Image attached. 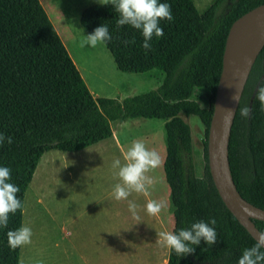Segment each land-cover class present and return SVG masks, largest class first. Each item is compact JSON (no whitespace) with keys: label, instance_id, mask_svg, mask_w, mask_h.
<instances>
[{"label":"trees","instance_id":"trees-1","mask_svg":"<svg viewBox=\"0 0 264 264\" xmlns=\"http://www.w3.org/2000/svg\"><path fill=\"white\" fill-rule=\"evenodd\" d=\"M160 2L170 4L173 20L160 22L164 35L153 36L150 51L141 47L139 30L130 26L117 30L118 13L110 3L94 4L81 12L80 25L88 34L103 24L108 26L111 40L104 46L120 72L163 75L155 90L119 100L92 95L39 0H0V133L13 139L0 146V167L10 168L9 182L20 188L17 198L24 207L26 190L44 153L77 152L108 140L112 124L120 120H160L172 232L211 219L216 220L217 232L215 244L201 240L192 254L178 257L169 250L167 264H237L243 250L255 241L214 187L207 136L229 28L264 0H213L202 13L193 0ZM224 5L225 12L218 16ZM261 85L264 47L244 87L228 146L238 192L264 209V112L256 100ZM245 105L251 109L246 119L239 115V107ZM181 114L197 117L205 128L201 178L194 174L191 130ZM254 224L264 232L263 221ZM22 225L23 208L9 215L7 228L0 227V264H19L21 247L11 250L6 233Z\"/></svg>","mask_w":264,"mask_h":264},{"label":"rangeland","instance_id":"rangeland-1","mask_svg":"<svg viewBox=\"0 0 264 264\" xmlns=\"http://www.w3.org/2000/svg\"><path fill=\"white\" fill-rule=\"evenodd\" d=\"M102 2H105V0H48V5L52 10L58 9V7L63 9L75 6V10L70 8L68 10L67 20L69 23L67 25L61 23L63 31L61 36L68 45L69 50L72 47L73 51L71 52L76 54L78 67L84 76L88 89L95 98L103 97L119 100L155 90L160 85L159 80L163 75H159L155 71L142 74L120 72L104 44H98L96 48L80 46L84 35H88L80 25L81 10ZM193 2L199 12H203L210 5L209 0H193ZM81 7L83 8L80 9ZM225 10L224 5L219 9L217 15H222ZM67 30L70 33H67ZM180 117L190 127L192 138L190 159L195 176L201 178L204 174L205 164L203 143L205 141V128L197 117H186L182 114ZM117 122L112 124L113 135L109 140L99 142L78 152L50 150L41 157L33 175V180L26 190L23 207V225L27 226L28 219L31 217L30 228L33 233L31 242H34V252H39L32 262L36 261L37 258L40 260V264H67V260L74 256V251L62 239L60 232L61 218L65 221V218H69L70 215L75 218V216H78L77 213H80V216L84 213V211L79 212L75 208H70L71 203H74L73 206L76 207L77 203L102 201L98 198L100 197L98 193L112 191L118 180L113 178L111 163L115 158H120L123 163V153L130 147L133 140H143L146 146L149 149H155L164 161L165 134L162 121L139 118ZM125 123L126 126L122 127L121 125ZM185 161L188 162L187 157ZM149 175L157 179L154 187L149 189V196L145 197L133 193L129 199L135 200L136 203L141 205L140 220H144L146 218L144 217L143 205L149 199L158 201L160 198L163 204V208L158 214L161 224L158 223V229L154 226H147L139 232V235L145 232L150 236H154L155 242H153L156 250L151 248L150 239L149 243L141 245L140 236L135 230L136 227L127 228L128 230L125 231L128 232L126 238L129 240V237L133 236L135 241H127L125 238L123 247L132 257L135 255L132 264H148L145 254L151 256L150 261H155L156 264H165L167 252L165 248L155 244L157 232H172L174 225L169 205V188L165 181L162 165ZM46 205L52 208L50 220ZM115 207L118 231L122 223L121 211L124 210V218L130 224L133 219L128 212L127 201H116ZM96 212V210H92L90 214ZM124 221L126 222V220ZM45 224H47V231L45 230ZM127 225L128 223L125 226ZM137 236L138 240H136ZM31 244L30 246H32ZM146 244L150 246H146ZM70 246L74 249L75 243L70 244ZM26 249L27 245L21 247L19 264H28L29 250L26 251ZM66 252L71 253L73 256L69 257L70 259L66 258ZM119 253L117 252V261L124 260L127 264L129 258L126 259L125 256L122 257ZM141 256L145 257L141 258ZM137 260H139L138 263Z\"/></svg>","mask_w":264,"mask_h":264},{"label":"clouds","instance_id":"clouds-1","mask_svg":"<svg viewBox=\"0 0 264 264\" xmlns=\"http://www.w3.org/2000/svg\"><path fill=\"white\" fill-rule=\"evenodd\" d=\"M111 4L118 18L116 28L119 30L123 26H130L139 30L143 36L141 47L145 51L152 48L151 40L153 36L161 38L164 30L160 27L163 20L172 21L173 16L171 6L162 3L160 0H105L104 5ZM111 40L109 28L106 24L97 27L91 34L80 42L81 47L96 48L98 44H104ZM134 43L132 42H125ZM232 99L240 105L238 90ZM256 100L259 109L264 112V85H261L256 92ZM203 107V106H202ZM228 118L231 117V110H226ZM251 109L247 105L239 107V115L248 118ZM126 126L125 124L121 125ZM11 144L13 139L0 133V146L4 143ZM163 161L160 154L155 149H149L143 140H133L130 147L123 153V163L120 158H115L111 163L113 178L118 180L112 188L111 195L116 201H127V209L132 219L139 221L141 205L130 200L133 193L137 195L149 196V189L157 183V179L149 175L162 165ZM11 170L8 167H0V227L7 228L9 215L15 214L23 208L21 199L17 198L20 188L10 183ZM163 208V204L156 200L149 199L143 205V211L148 216L158 215ZM215 219L209 222L198 221L192 223L187 228H182L177 232L160 231L157 232L156 245L173 251L178 257L192 254L195 246H199L201 240L211 246L217 241V232L214 225ZM212 225V226H210ZM32 229L22 225L18 229L9 230L6 233L8 247L16 250L31 243ZM237 264H264V232L257 233L255 243L250 248L243 250Z\"/></svg>","mask_w":264,"mask_h":264},{"label":"water","instance_id":"water-1","mask_svg":"<svg viewBox=\"0 0 264 264\" xmlns=\"http://www.w3.org/2000/svg\"><path fill=\"white\" fill-rule=\"evenodd\" d=\"M264 47V4L237 18L230 26L222 56V69L216 89L207 136L208 169L214 187L230 213L254 239L260 231L254 221L264 222V209L242 198L231 175L228 146L239 104L253 64ZM226 110H231L228 118Z\"/></svg>","mask_w":264,"mask_h":264},{"label":"crops","instance_id":"crops-1","mask_svg":"<svg viewBox=\"0 0 264 264\" xmlns=\"http://www.w3.org/2000/svg\"><path fill=\"white\" fill-rule=\"evenodd\" d=\"M39 1L42 7L44 8L50 22L52 23L53 27L58 33L60 39L62 40L65 48L67 49L71 59L73 60L74 64L76 65L77 69L80 72V68L78 67V64H77L78 58H75L76 54L71 52L73 51L72 47H71V50H69L68 45L64 42V39L61 36V34L63 33L61 23L66 24V25L69 23V21L67 20L69 16L68 10L69 8L71 10H75V6H73V8L65 7L63 9L62 8L59 9L58 7V9L56 8L52 10L48 5V0H39ZM201 1H204V0H201ZM209 1H210L209 4H211L213 0H209ZM82 8L83 7H81L80 9ZM84 9H82L81 12ZM67 33H70V32H68L67 30ZM81 76L84 80V76L82 74ZM115 123H118V122H115ZM111 192L112 191L108 190V192L98 193V196H100L98 198L102 199V201L95 200L94 202H90V203L88 202L77 203L75 205L76 207L73 206L74 203H71L70 208H75L79 212L84 211V213L81 216H80V213H77L78 216H75V218L73 217V215H70L69 218H65V221H63L61 218L60 232H61L62 239L65 242H67L68 247L74 251V256L71 253L66 252L65 254L66 258H69L71 256L74 257V261H73V257H71V259L69 258L70 260H67V264H125L124 260L117 261V252H120L119 254L122 255V257L125 256L126 259L129 258L128 259L129 262H127V264H132L133 259L135 258V255L133 256L134 257L133 258L132 255L128 251H126L123 247L124 239L127 237L126 235L128 234V232H125L126 230H128L127 228L136 227L135 230H137L138 235H139V232L147 228V226H154L156 227V229H158L157 228L158 223L161 224L160 217L158 215L148 216L145 214L144 217L146 219L144 220L142 219L139 221L133 219L130 221L131 222L130 224L128 220L124 218V215H123L124 210L122 207L123 211H121L122 213L120 214L122 217L121 219L122 223L120 225L121 228L117 231V227H116L117 214H116V207H115L116 201L112 197ZM158 202H161L160 198L158 199ZM46 209L49 215L47 216L50 220V214H51L52 208L46 205ZM92 210H96L97 212L91 215L90 211ZM124 220H126V222ZM30 222H31V217L28 219V223H27L28 227H30ZM127 223L128 225L125 226ZM45 226H46L45 230L47 231V224H45ZM139 236H140L139 241H141L142 243L141 245H143L144 243H149L151 241L150 242L151 248L153 250H156V248H154L155 247L154 236L152 235L150 236L148 233H145V232H143ZM129 238H130L129 240L128 238H126L127 241H135V238L133 236ZM136 240H138V236L136 237ZM31 243L30 244L32 246H30V244L27 245V249L29 250L28 264H40V260H38L37 258L35 259L36 261L32 262L36 254H38L39 252L38 253L37 251L34 252V247H33L34 242H31ZM72 243H75L74 249L72 248V246H70V244ZM117 243H119V245H117ZM146 246H150V245L146 244ZM166 252H167V258L165 260V264H167V261H168L169 250L166 249ZM145 256L147 258L148 264H156L155 261H150L151 256L147 254H145ZM145 256H141V258ZM138 262L139 260H137V263Z\"/></svg>","mask_w":264,"mask_h":264}]
</instances>
